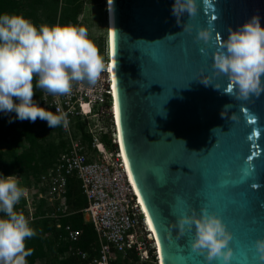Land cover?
Wrapping results in <instances>:
<instances>
[{
  "label": "water",
  "instance_id": "1",
  "mask_svg": "<svg viewBox=\"0 0 264 264\" xmlns=\"http://www.w3.org/2000/svg\"><path fill=\"white\" fill-rule=\"evenodd\" d=\"M173 4L112 0L119 130L132 181L161 242L162 264H223L191 249L194 228L181 236L176 227L202 209L232 235L229 264H264L254 247L264 239V93L248 100L224 94L228 81L212 68L216 35L226 39L254 15L264 27V0H195V15L177 17ZM203 28L212 31L208 44L195 39ZM252 151L261 156L249 162Z\"/></svg>",
  "mask_w": 264,
  "mask_h": 264
},
{
  "label": "clouds",
  "instance_id": "2",
  "mask_svg": "<svg viewBox=\"0 0 264 264\" xmlns=\"http://www.w3.org/2000/svg\"><path fill=\"white\" fill-rule=\"evenodd\" d=\"M196 11L195 0H174V16L183 13L193 16ZM195 39L208 44L213 39L212 31L200 29ZM215 46L213 74L224 76L228 81L227 92L223 93L234 92L238 100L259 98L264 93L261 79L264 76V27H261L260 17L252 16L236 30L229 28L226 39L217 34ZM106 70L105 58L90 39L86 27L72 24L37 27L22 14H0V112H14L20 121L35 123L40 119L51 129L67 128L69 113L60 106L55 112L40 107L33 99L35 88L55 97L68 96L74 85L95 86ZM221 117H225L223 112ZM12 122L10 119L9 123ZM26 194L20 178L0 174V213L4 214L0 218V264H27L26 257L32 254L25 241L34 237L36 231L25 215L15 210ZM176 227L181 236L194 228L190 247L203 255L206 262L220 259L223 264H229L233 257L229 247L232 235L218 217L202 209L199 216L181 217ZM254 247L259 260L264 261V239H257Z\"/></svg>",
  "mask_w": 264,
  "mask_h": 264
},
{
  "label": "built area",
  "instance_id": "3",
  "mask_svg": "<svg viewBox=\"0 0 264 264\" xmlns=\"http://www.w3.org/2000/svg\"><path fill=\"white\" fill-rule=\"evenodd\" d=\"M106 48L105 42L101 55L107 70L95 86L74 85L70 95L59 97L35 90L40 107L55 112L60 106L69 113V124L59 127L63 148L55 162L39 176L36 187L26 188L27 194L21 198L24 215L29 222L44 218L61 228L59 220L73 214L67 203V188L76 182L85 200L78 212L91 224L97 248L89 254L70 247L69 255L86 264H111L118 255H133L134 264H160L156 235L120 155ZM39 205L41 211L35 215ZM61 231L64 242L78 241L80 231L71 225L65 224Z\"/></svg>",
  "mask_w": 264,
  "mask_h": 264
},
{
  "label": "trees",
  "instance_id": "4",
  "mask_svg": "<svg viewBox=\"0 0 264 264\" xmlns=\"http://www.w3.org/2000/svg\"><path fill=\"white\" fill-rule=\"evenodd\" d=\"M85 0H0V14H22L34 25L49 26L54 24L78 26L77 17L82 12ZM44 14V18L41 16ZM104 15V13H103ZM36 90V88H35ZM37 102V94L33 96ZM40 106V105H39ZM0 112V174L3 176L16 175L26 179L22 186L33 188L38 183L39 176L50 167L62 151L63 141L59 127L49 128L46 121L37 119L35 123L28 120H17L16 114ZM12 123H9V120ZM19 177V178H20ZM67 203L73 214L61 218L55 228L48 219H37L29 222L36 235L26 239V248L32 249V254L26 257L27 264H86L68 254V249L77 248L89 254H94L97 248L96 236L90 223L84 222L78 212L85 200L76 182L68 184ZM19 207V209H18ZM15 206V210L26 213L23 199ZM37 208L35 215L41 211ZM4 216L0 213V218ZM71 225L80 231L77 242L69 244L61 239L62 226ZM51 256L50 263L44 262ZM135 257L118 255L111 264H134Z\"/></svg>",
  "mask_w": 264,
  "mask_h": 264
},
{
  "label": "rangeland",
  "instance_id": "5",
  "mask_svg": "<svg viewBox=\"0 0 264 264\" xmlns=\"http://www.w3.org/2000/svg\"><path fill=\"white\" fill-rule=\"evenodd\" d=\"M103 13L104 11H103L102 0H85L83 4L82 12L77 17L78 26L86 27L89 30V37L94 41V43L98 47L100 54L103 50V43H104ZM41 18H44V14L41 16ZM7 114H8V118H11L12 115L10 113ZM17 177L19 178L20 176ZM20 180L22 186L26 179L20 177ZM25 188L29 189L28 186ZM19 204L20 202L16 206L18 207ZM51 256L52 255L48 256L44 262L50 263L49 260L51 259Z\"/></svg>",
  "mask_w": 264,
  "mask_h": 264
},
{
  "label": "bare ground",
  "instance_id": "6",
  "mask_svg": "<svg viewBox=\"0 0 264 264\" xmlns=\"http://www.w3.org/2000/svg\"><path fill=\"white\" fill-rule=\"evenodd\" d=\"M105 1L107 3L106 4V8H107L106 18H107V21H108V25H106L107 28H108V31H107L108 32V37L105 40H106L107 54H108V57H109V59H108L109 60L108 71H109V79H110L112 99H113V111H114V116H115V129H116L117 141H118L119 148H120V155L122 157V160H123V162L125 164L126 169L129 172L128 165H126V163H125L126 158H125L124 150H123V152L121 150L123 145H122L120 130H118V128H117V120H116V104H117V101H116V96L113 95L114 71H113V67H110L111 65H113V10H112V0H105ZM139 200L141 201L140 198H139ZM146 219H147V222H148V225H149V219L148 218H146ZM149 227H150V225H149ZM150 228L154 231L153 227H150ZM156 240H157V243H158L157 235H156ZM158 258H159V263L162 264L161 263L159 246H158Z\"/></svg>",
  "mask_w": 264,
  "mask_h": 264
},
{
  "label": "snow or ice",
  "instance_id": "7",
  "mask_svg": "<svg viewBox=\"0 0 264 264\" xmlns=\"http://www.w3.org/2000/svg\"><path fill=\"white\" fill-rule=\"evenodd\" d=\"M110 67H113L114 68V64L113 65H111ZM113 95L114 96H117V93H116V91H115V80L113 79ZM116 120H117V128H118V130H119V128H120V126H121V113H120V105H119V101H118V99H117V104H116ZM249 123H256V121L255 120H249L248 121ZM257 132H252L251 133V135L248 137V139L251 141V140H253L256 136H257ZM256 143H257V145H259V142L258 141H256ZM121 150H122V152H123V146H122V148H121ZM253 155H257V156H261L260 155V152L259 151H257V152H250L249 153V155L247 156V160L250 162L251 160H252V156ZM262 158H264V156H261ZM125 163H126V165H127V160L125 161ZM248 164V166H249V170H251L254 166H253V164L252 163H247ZM132 177H131V175H130V179H131ZM134 187H136V185L134 184L133 185ZM138 195H140V193L138 192ZM142 206L143 207H145L146 208V205L145 204H143V202H142ZM149 225H150V227H154L153 225H152V221H151V219L149 220ZM154 234H155V232H154ZM161 245V242L160 241H158V246H160Z\"/></svg>",
  "mask_w": 264,
  "mask_h": 264
}]
</instances>
